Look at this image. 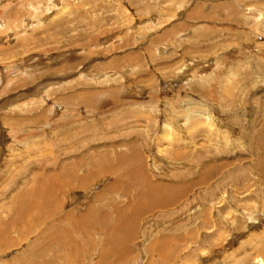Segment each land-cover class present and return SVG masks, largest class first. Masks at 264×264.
<instances>
[{"label": "rangeland", "instance_id": "374dc122", "mask_svg": "<svg viewBox=\"0 0 264 264\" xmlns=\"http://www.w3.org/2000/svg\"><path fill=\"white\" fill-rule=\"evenodd\" d=\"M142 173L188 185L113 245ZM67 235L71 264H264V0H0V264H66Z\"/></svg>", "mask_w": 264, "mask_h": 264}, {"label": "bare ground", "instance_id": "6f19581e", "mask_svg": "<svg viewBox=\"0 0 264 264\" xmlns=\"http://www.w3.org/2000/svg\"><path fill=\"white\" fill-rule=\"evenodd\" d=\"M14 16V15H13ZM52 126H56V125H52ZM64 163H66V162H64ZM68 163V162H67ZM140 166H143V164L142 163H140L139 164ZM210 165V164H209ZM59 166V167H58ZM57 167H58V169L56 168L54 171H52V172H48L49 170H46L47 172H46V174H44V173H41V174H39L40 176H42V177H40L39 176V180L41 181H39L40 182V184L42 183V182H44L45 180H47V181H50V182H55V183H57V184H59V185H61V186H68L69 185V183L70 184H72V176H73V172H72V166H71V164L70 165H62V163L61 164H59ZM105 167H107V168H109V171H111V167H109V166H105ZM140 169H143L142 167H140ZM218 169L217 168H214V169H211V171L208 169V168H206L204 171H201V176H200V180L199 179H197L198 181H204L205 179L207 180L208 179V177L206 176V175H210V173H211V175H213L214 174V172H216ZM210 171V172H209ZM111 175H113L112 174V171L111 172H109ZM95 174H96V172H95ZM95 174H93V175H95ZM106 174H107V170H100L96 175H99V176H101V175H104V176H106ZM132 174L133 175H131L132 177H130V178H133V176H134V178H135V175L136 174H134L133 172H132ZM143 174V177H144V180H145V182H146V185L145 186H147V191H144V190H141V192H138V194L135 196L134 195V198H139V199H133V201H132V203H130V204H132L131 206H133V207H129V209H130V211H129V214H125V211H123L122 212V210L123 209H120L119 208V206H116V208H115V211L116 212H118L119 213V217L117 218L118 220L117 221H115L113 224H114V226H112L111 228H109L108 229V231H106V235L108 236V239H110V242H112V244L114 245V239L116 240V241H118V243H120V240H121V234H123V232H125V231H123L124 229H125V227L126 228H131V229H136L137 228V225H138V223H139V221L138 220H140L141 219V216H143V215H145V214H147V213H149V212H151V210H149L148 208H149V206H148V201L150 200V202L152 201L153 202V205L152 206H154V205H157L158 203H161V202H167V201H169V200H172L173 199V197H172V195L174 196V194H177L178 193V190L180 191V193H183V191L185 190V188L187 187V183H176V184H173V183H166L167 184V186H165L164 184H161V182H153L152 181V179L150 180V177H148L147 175L145 176V173H142ZM89 176H90V174H88V175H86L85 177L86 178H89ZM42 179V180H41ZM198 181H192L191 183H192V186H195V185H197V183H198ZM134 182V185H136L135 186V188L138 186L136 183H135V181H133ZM140 184H143L144 182L143 181H140L139 182ZM190 183V184H191ZM161 185H163V186H161ZM49 188V187H48ZM50 189V188H49ZM42 190H44V189H42ZM42 190H41V192H42ZM48 191V190H47ZM43 193V192H42ZM99 197V196H98ZM147 198V199H146ZM146 199V200H145ZM149 199V200H148ZM52 200H54V199H52V197L51 196H46L44 199L43 198H40V199H34L33 198V200H31L30 199V203L31 204H28L25 200L23 201V204H22V202H21V204H22V209H21V211L18 213V215H20V216H24V215H21V214H23L24 213V211L25 210H27V205H29L30 206V211L27 213V214H25V216H24V218H28V219H30V217L31 216H34V215H32L33 213H32V211H37V210H39L42 206H43V204H45L47 207H49V208H52L51 209V211H55L56 210V208H55V204H54V202H51ZM19 201H21V199L19 200ZM33 202H38V204H37V206L38 205H40V207H34V203ZM154 203H156V204H154ZM20 204V205H21ZM34 204V205H33ZM56 204H57V202H56ZM31 205H32V207H34V208H32L31 207ZM168 205V204H167ZM113 206V205H112ZM152 206H150V207H152ZM114 207V206H113ZM127 207V206H126ZM163 207H165V206H163V205H157L156 207L154 206V208L153 209H160V208H163ZM29 209V208H28ZM98 208L95 206V205H93V204H89V206L87 207V210L84 212V213H80V217L82 218L81 220H79L80 221V223H78V226H82V230L83 231H90L91 229H89V226H88V223H93L94 225H93V227H92V229H94V230H100V227H99V224H106L105 223V221H106V219L108 218V215H107V213L106 212H104V211H102V210H97ZM125 209V208H124ZM153 209H152V211H153ZM126 210H127V208H126ZM145 210H147V212L145 211ZM17 211V210H16ZM97 211V212H96ZM142 211H145V212H143V214H141L142 213ZM41 212V211H40ZM101 213H102V216H101ZM60 214H61V212L58 214V216H60ZM53 214H51V216H52ZM55 215H57V212H56V214ZM73 213L72 212H67L66 214H64L63 216H61V217H64V216H67V219L68 220H70V221H72V220H78V219H75L73 216ZM139 216L138 217V219H137V221H136V217L137 216ZM36 217H37V215H36ZM48 217V216H47ZM19 218V217H18ZM33 219H34V217H33ZM80 219V218H79ZM116 219V218H115ZM86 220V221H85ZM22 221V220H21ZM20 221V222H21ZM93 221V222H92ZM52 224H54V219L53 220H51L50 221ZM85 223V222H87L86 224H82V223ZM110 222V221H109ZM108 222V223H109ZM16 223H17V220H16ZM32 223V222H31ZM130 223V224H129ZM52 224L50 225V226H47L46 227V232L47 233H51V229L53 228L52 227ZM110 224V223H109ZM33 224H30V225H28L29 226V228H31L32 229V226ZM126 225V226H125ZM22 226V225H21ZM87 226V227H86ZM129 226V227H128ZM12 227V226H11ZM17 227V226H16ZM23 227V226H22ZM24 227H27V226H24ZM83 227H84V229H83ZM86 227V228H85ZM13 228V227H12ZM28 229V228H27ZM30 229V230H31ZM32 231V230H31ZM28 232H29V230H28ZM63 232V231H62ZM67 231H65V233H66ZM69 233H71V235H72V230H70V231H68ZM68 232H67V234H68ZM26 233V232H25ZM24 233V234H25ZM28 235V234H27ZM65 235V234H64ZM24 236V235H23ZM41 236V235H40ZM67 236H68V238H67ZM66 236V239L65 240H67L68 239V241L67 242H65L64 241V245L63 246H61L62 248H63V250H61V251H65V252H67V253H65L66 254V256H64L63 257V259L62 260H64V262L66 263V264H71L72 263V243H74V242H72L73 240L72 239H69V235H67ZM117 237H118V239H117ZM126 237L128 238V241L132 238V236H128V235H126ZM126 237H124L123 238V240H122V243L121 244H124L126 241H127V238ZM130 237V238H129ZM45 238V237H44ZM53 238H55V237H53ZM56 239V238H55ZM39 240V239H38ZM131 242H132V239L130 240ZM45 242V241H44ZM47 242V241H46ZM59 242H61V241H59ZM108 242V241H107ZM106 242V243H107ZM39 243V242H38ZM56 243V242H55ZM76 243H78V242H76ZM75 243V244H76ZM59 244V243H58ZM127 244V243H126ZM126 244H124V245H126ZM104 245H105V243H104ZM59 246V247H60ZM118 246V245H117ZM107 247V246H106ZM105 246H104V248H106ZM120 247V246H119ZM38 248V247H37ZM27 249V248H26ZM40 249H42V248H40ZM40 249H39V251H40ZM33 250V249H32ZM259 248H257V247H254V251H256V252H259ZM262 250V249H261ZM264 250V249H263ZM103 251H105V250H103ZM30 252V251H29ZM43 252V251H42ZM41 252V253H42ZM51 252V251H50ZM52 253V252H51ZM108 253V252H107ZM111 253V252H110ZM109 253V254H110ZM64 254V253H63ZM63 254H61L60 255V257H62V255ZM104 254V253H103ZM130 254V253H129ZM44 255V254H43ZM49 255V254H48ZM121 255V257L123 256V253H121V254H119V256ZM36 256V255H35ZM34 256V257H35ZM109 256V255H108ZM30 254H29V256L27 257V255H26V259H25V261L27 260L29 263L28 264H52V263H55L56 262V264H58L57 263V261H58V259L59 258H57L58 256L57 255H55V256H52V258H51V256L49 257V261L48 260H45V259H47V256L46 257H42V259L40 260L39 259V257L40 256H38V257H35V258H33L32 256L30 257ZM111 257V256H110ZM139 258V257H138ZM53 259H57V260H53ZM19 260V259H18ZM43 260V261H42ZM45 260V261H44ZM105 260V259H104ZM258 260H260V261H262V259H258ZM36 261H39V262H36ZM40 261H42V262H40ZM24 262V261H23ZM103 264H106V263H104V262H102Z\"/></svg>", "mask_w": 264, "mask_h": 264}]
</instances>
